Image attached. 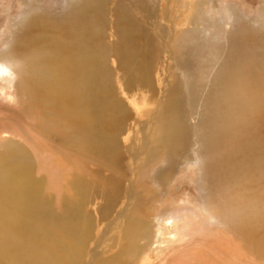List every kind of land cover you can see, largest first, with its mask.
<instances>
[{
  "label": "bare ground",
  "instance_id": "bare-ground-1",
  "mask_svg": "<svg viewBox=\"0 0 264 264\" xmlns=\"http://www.w3.org/2000/svg\"><path fill=\"white\" fill-rule=\"evenodd\" d=\"M30 7L0 48V262L150 264L147 248L159 226L145 213L139 171L162 151L167 165L156 177L164 186L176 165L197 160L189 150L192 124L180 117V88L154 75L157 53L130 6L77 0L59 18ZM235 11L221 2V23L230 26L224 36L236 37L240 55L223 72L224 88L206 89L196 153L209 190L204 207L261 255L264 51ZM211 46L197 50L201 67ZM158 85L166 90L151 100L160 102L155 119L140 120L135 91L146 86L156 94ZM185 218L170 231V244L199 239L202 229Z\"/></svg>",
  "mask_w": 264,
  "mask_h": 264
},
{
  "label": "rangeland",
  "instance_id": "rangeland-1",
  "mask_svg": "<svg viewBox=\"0 0 264 264\" xmlns=\"http://www.w3.org/2000/svg\"><path fill=\"white\" fill-rule=\"evenodd\" d=\"M76 1L0 0V48L11 41L10 35H12L14 26L29 11L32 3L38 4L42 11L49 13L52 17L59 18L65 10L74 9ZM222 1L229 6L230 10L233 8L234 11H238L237 15L242 23L241 27L249 29V33L254 34L256 38L254 41L256 45H259V48H257L263 52L264 0H108L109 7L113 9L119 4L130 6L138 23L143 25L141 27H144L146 33L150 35L152 47L157 53L154 55V75L159 79L164 77L161 84L165 85L170 80L174 88H180L181 98L179 105L182 108L180 109L182 110V112L180 111V117L185 120V123L189 122V124H192V136L190 137L191 140H189L190 143H188L191 154L197 157L196 161L191 159L179 163L181 166L179 164L176 165L173 177L171 176L166 185L161 186L159 185L160 183L158 184L159 180L156 177V173L162 168L165 169L167 165L161 151L150 163L147 162L145 163L146 165L143 163L136 178L141 185H144L143 189L146 197H144L145 203H142L146 204L144 205L145 213L150 217L148 219L155 220L159 226V228H156L159 233L156 242L147 248V254L151 259L150 264H264V252L261 255L260 253L251 254L246 249L242 236H237L233 232L230 233L227 226L213 217L204 207V196L209 190H204L207 188L206 180L203 178V170L200 169L199 171L198 169L200 167V158L196 153L199 146L197 124L200 123V115L205 112L202 103H205L207 96L206 103L210 99L211 93L207 92L213 88L214 91L216 89L217 93L222 89L219 86L224 88L223 72L226 71V68L230 69L233 58L240 55L236 40H233L236 37L233 36L231 38L232 35L230 34L228 37L224 36L230 26H223L221 23L220 7ZM112 13H109V15H112ZM196 14L198 16L196 22L198 23L189 25L192 22L191 18ZM231 19L233 20L234 17ZM157 27L162 30L161 36L154 31ZM188 27L192 28L191 32L183 33ZM148 30H150L149 33ZM189 36L192 38H187ZM207 39L211 43L206 42ZM206 43L212 45V54L204 55L206 58L202 59L201 62H203L202 66H207V68H203L198 63L197 50H201ZM168 47H170L172 52L169 53L168 61H166L170 65L167 68L164 66V59L168 55ZM247 48L249 49V45ZM261 52L255 50L254 58H257L258 53ZM113 60L112 63L116 67V61L114 58ZM174 63H177L178 66L175 67ZM207 72L210 73L209 78ZM216 72L218 73L216 74ZM187 78L190 79L191 84L186 83ZM161 87L157 86L156 94H152V91L146 86H143L141 90L137 89L135 91L137 99L135 101L139 110L135 109L134 111L137 112V117L139 116L140 120L155 119L160 102L157 101L158 103L152 104L154 101L152 102L151 100L154 96H160L163 90H166ZM155 107L156 109H154ZM141 161H139L138 166H141ZM200 180L203 184H201ZM181 213L183 216L187 215L185 219H189L191 222L188 221L192 225L196 224L197 231L201 229L202 231L199 232V237L197 236L199 239H193L190 235L188 240L181 245L178 243L170 244V231H175L174 225H176ZM209 230H211V233L208 232ZM193 241L195 243H192ZM133 264H139V261L137 260Z\"/></svg>",
  "mask_w": 264,
  "mask_h": 264
}]
</instances>
